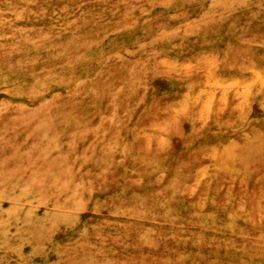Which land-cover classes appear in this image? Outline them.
<instances>
[{
	"label": "rangeland",
	"instance_id": "rangeland-1",
	"mask_svg": "<svg viewBox=\"0 0 264 264\" xmlns=\"http://www.w3.org/2000/svg\"><path fill=\"white\" fill-rule=\"evenodd\" d=\"M0 264H264V0H0Z\"/></svg>",
	"mask_w": 264,
	"mask_h": 264
}]
</instances>
